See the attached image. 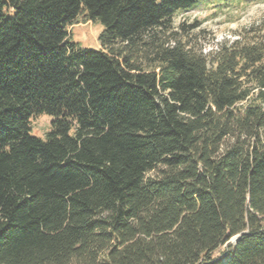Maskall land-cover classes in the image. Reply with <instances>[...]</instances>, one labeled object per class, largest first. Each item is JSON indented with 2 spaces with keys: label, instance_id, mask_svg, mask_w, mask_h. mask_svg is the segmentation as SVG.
<instances>
[{
  "label": "trees",
  "instance_id": "16d2710c",
  "mask_svg": "<svg viewBox=\"0 0 264 264\" xmlns=\"http://www.w3.org/2000/svg\"><path fill=\"white\" fill-rule=\"evenodd\" d=\"M201 1L0 0V264H264V21L203 56Z\"/></svg>",
  "mask_w": 264,
  "mask_h": 264
},
{
  "label": "rangeland",
  "instance_id": "374dc122",
  "mask_svg": "<svg viewBox=\"0 0 264 264\" xmlns=\"http://www.w3.org/2000/svg\"><path fill=\"white\" fill-rule=\"evenodd\" d=\"M264 21V0H204L188 11L173 16L167 36L187 42L194 51L209 56L225 42L236 40L243 30ZM103 26L77 17L69 28V37L78 48H100ZM51 117L41 115L31 121V135L44 138L50 130Z\"/></svg>",
  "mask_w": 264,
  "mask_h": 264
},
{
  "label": "water",
  "instance_id": "95a60500",
  "mask_svg": "<svg viewBox=\"0 0 264 264\" xmlns=\"http://www.w3.org/2000/svg\"><path fill=\"white\" fill-rule=\"evenodd\" d=\"M243 234H244V233H241V234L237 235L236 237H234V238L231 240V243H234V244H235Z\"/></svg>",
  "mask_w": 264,
  "mask_h": 264
}]
</instances>
